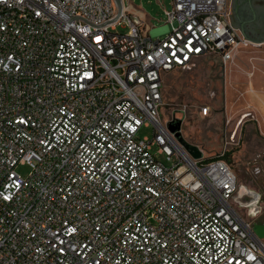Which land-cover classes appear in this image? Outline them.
Returning <instances> with one entry per match:
<instances>
[{
  "label": "built area",
  "instance_id": "2783aa9c",
  "mask_svg": "<svg viewBox=\"0 0 264 264\" xmlns=\"http://www.w3.org/2000/svg\"><path fill=\"white\" fill-rule=\"evenodd\" d=\"M231 1L172 0L161 38L117 0H0V264H264L226 152L160 114L167 74L259 45Z\"/></svg>",
  "mask_w": 264,
  "mask_h": 264
},
{
  "label": "rangeland",
  "instance_id": "374dc122",
  "mask_svg": "<svg viewBox=\"0 0 264 264\" xmlns=\"http://www.w3.org/2000/svg\"><path fill=\"white\" fill-rule=\"evenodd\" d=\"M124 1L117 0L119 8L125 6L131 12L133 10L128 7L131 4L135 9H140L148 15L146 24L137 13L132 14L138 16L153 36L164 37L167 30L164 10L172 9V0ZM118 31L125 34L128 29L119 28ZM235 63L240 69L233 66ZM232 66L236 90L231 89ZM263 70L262 45L241 49L235 60L227 65L218 55L198 59L189 67L177 69L165 76L160 114L163 123L173 119L183 120V138L197 146L205 158H218L226 152L225 160L235 172L239 187L246 186L255 195L252 207L257 209L243 207L235 201L236 209L247 221L264 225V120L252 104L237 99L241 97L238 90L243 91L251 81L261 82L259 74ZM229 94L232 99L227 98ZM204 109H208L207 114ZM180 111L183 113L180 114ZM153 136L154 127L151 124L149 127L144 125L137 133L140 139H152ZM157 150L158 147H155L154 153ZM158 157L168 167L176 162L175 159L168 161L165 156ZM17 171L27 178L31 169L29 166H20Z\"/></svg>",
  "mask_w": 264,
  "mask_h": 264
},
{
  "label": "crops",
  "instance_id": "0c3cea01",
  "mask_svg": "<svg viewBox=\"0 0 264 264\" xmlns=\"http://www.w3.org/2000/svg\"><path fill=\"white\" fill-rule=\"evenodd\" d=\"M124 1V0H123ZM254 1V0H253ZM252 1V4H253ZM125 2V1H124ZM234 2L230 3L229 5V13L231 15V21L232 23L240 30L239 25L237 23V18L235 15V11H234ZM129 9L133 10L131 11V13L135 12L137 13L139 16H141L144 19V23L146 24L145 20H147L148 15L143 13L140 9H135L131 4L128 5ZM253 9L255 12V17L256 19L250 22H246L244 23V27L246 29V32L248 34V36L255 40V41H262L264 40V0H257L254 4H253ZM137 20L141 21L138 16L133 15ZM242 34V32H241ZM243 35V34H242ZM244 36V35H243ZM245 37V36H244ZM246 38V37H245ZM247 39V38H246ZM249 40V39H248ZM251 41V40H250ZM253 43L259 44L264 46V41L263 42H254L251 41ZM238 55V54H237ZM240 57V56H239ZM234 67L236 66V68L240 69V66L233 65ZM231 68V81H233V67ZM247 74V72H246ZM236 74H234L235 77ZM248 75V74H247ZM261 76V82H253L251 81L249 85H247L243 91L238 90L241 97H238L237 99H244L245 101H247L248 103L252 104L255 108L256 111L258 112V114H260V116L262 117V119L264 120V70L263 72H261L259 74ZM232 84V83H231ZM236 90L237 88H234V81H233V85H231V89ZM230 89V90H231ZM228 99H232L231 95L229 94V97H227Z\"/></svg>",
  "mask_w": 264,
  "mask_h": 264
},
{
  "label": "water",
  "instance_id": "95a60500",
  "mask_svg": "<svg viewBox=\"0 0 264 264\" xmlns=\"http://www.w3.org/2000/svg\"><path fill=\"white\" fill-rule=\"evenodd\" d=\"M252 1L253 0H235V2H234V11H235V15H236V18H237V23L239 25V28L241 29L242 34L247 39H249L251 41H254V42H263L264 40L255 41V40L251 39L248 36V34L246 32V29L244 27V23L250 22V21H253V20L256 19ZM121 8L122 7H120V11H121ZM75 18H77V17H75ZM68 24H67V27H68ZM67 27H66V29H67ZM182 124H183V120L173 119L172 121H170L167 124V128H168L170 133L175 135V138L177 139V141L187 150V152L194 159L203 158V156H204L203 152L197 146L188 143L183 138L182 133H181ZM239 189H240V187H239ZM234 201H236V197H235ZM255 232H256V234L259 237L264 238V225L263 226L262 225H260V226L257 225L255 227Z\"/></svg>",
  "mask_w": 264,
  "mask_h": 264
},
{
  "label": "flooded vegetation",
  "instance_id": "af4514ba",
  "mask_svg": "<svg viewBox=\"0 0 264 264\" xmlns=\"http://www.w3.org/2000/svg\"><path fill=\"white\" fill-rule=\"evenodd\" d=\"M235 1V0H232L231 3ZM257 0H254L253 1V4L256 2ZM231 17V15H230ZM260 200V198H259ZM236 201H238L239 203H241V205L243 207H246V208H250L252 207L254 204H255V195L246 187V186H242L240 187L239 189V193L238 195L236 196ZM259 202V201H258ZM258 204V203H257ZM257 207V206H256ZM253 208V207H252ZM254 210L257 209V208H253ZM259 209V208H258ZM263 225V224H261Z\"/></svg>",
  "mask_w": 264,
  "mask_h": 264
},
{
  "label": "trees",
  "instance_id": "16d2710c",
  "mask_svg": "<svg viewBox=\"0 0 264 264\" xmlns=\"http://www.w3.org/2000/svg\"><path fill=\"white\" fill-rule=\"evenodd\" d=\"M227 156V155H226Z\"/></svg>",
  "mask_w": 264,
  "mask_h": 264
}]
</instances>
